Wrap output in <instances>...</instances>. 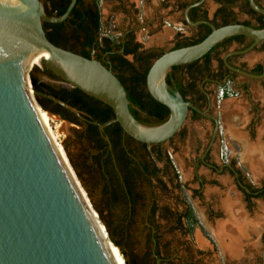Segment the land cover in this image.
Wrapping results in <instances>:
<instances>
[{"label": "water", "instance_id": "95a60500", "mask_svg": "<svg viewBox=\"0 0 264 264\" xmlns=\"http://www.w3.org/2000/svg\"><path fill=\"white\" fill-rule=\"evenodd\" d=\"M204 1L189 6L185 16L190 8ZM11 3L15 9L0 6V264H114L80 203L83 200L76 187L75 172L63 146L61 150L73 172L72 187L62 172L56 144L27 100L31 89L28 72L32 67L28 63L29 54L37 50L47 52V58L40 64L59 77L62 84L77 88L111 108L114 118L99 124L100 132L117 123L135 141L157 145L166 143L180 131L189 109L204 114L167 84L169 71L200 60L224 39L243 36L252 41L250 47L227 53L223 60L234 72L260 79L264 74L235 69L227 63V57L256 48L264 41V29L238 23L214 27L200 22L211 26V32L202 41L167 51L151 64L146 89L153 100L168 109L169 118L158 126H144L132 116L126 92L110 69L98 60L58 47L46 37L43 24L65 21L76 0H71L60 17H48L39 0ZM248 4L253 12L264 17V8L255 0H248ZM186 20L191 26L199 24L191 23L187 16ZM31 92L35 98L37 94L32 89ZM43 96L83 120L76 109L52 96ZM91 211L97 216L92 208ZM110 244L121 255L119 248L111 241ZM153 255L155 264H160L154 247ZM261 260L264 264V246Z\"/></svg>", "mask_w": 264, "mask_h": 264}, {"label": "trees", "instance_id": "16d2710c", "mask_svg": "<svg viewBox=\"0 0 264 264\" xmlns=\"http://www.w3.org/2000/svg\"><path fill=\"white\" fill-rule=\"evenodd\" d=\"M218 1L232 5L239 0ZM244 1L246 13L255 21V25H251L248 21L245 25L254 29H264V17L249 8L248 0ZM69 3L70 0H63L62 5L58 8L45 6L44 11L48 17H60L66 11ZM76 6L75 4L69 17L62 23L43 24L48 40L58 47L87 59L98 60L110 69L122 84L129 102V110L138 123L144 126H158L166 122L169 118L168 109L153 100L146 89L147 72L153 61L164 52L152 55L145 51H139L140 44L133 43V36L130 35L124 42H122V38L112 39L109 36H102L101 16L96 6L86 9H79ZM232 23H235L233 19L226 21L224 25ZM208 34L194 41L187 39L180 41L172 50L197 44ZM238 37L245 38L235 36L224 39L200 60L179 67L186 68L188 71L194 69V72H197L198 68L203 65L200 63L201 60L204 58L208 60V56L214 49L223 46L228 40ZM177 68L173 67L170 70L166 76V82L169 86H174L175 90L184 98L186 94L180 83L173 81L171 76V72ZM35 70H38V75L35 74ZM28 78L31 89L37 94L35 99L43 111L57 115L61 120L78 127L73 129L75 133L73 149L67 139L63 140L62 146L71 167L105 226L109 240L119 248L121 257L124 259L123 264H155L156 258L151 249L153 242L158 239V235L152 234L151 225L156 224L158 219L139 211L149 203L146 196H152L155 185L153 181H161L164 178L160 172L163 171L167 175L168 173L165 172L167 169L175 170L168 154L161 150L159 144L147 145L135 141L125 134L117 123L110 124L100 132L98 125L114 118L111 108L77 88L62 84V80L45 67L32 66L28 72ZM43 95L52 96L76 109L83 120ZM105 138L109 140V143ZM174 178H178V174H175ZM145 185L149 192L143 189ZM92 213L95 216L93 211ZM185 220L188 226L182 234L189 235L193 225L198 224L190 207L185 214ZM166 222L171 225V233H177L180 229L182 231L179 218L170 217L166 219ZM175 222L177 225H173ZM139 223L143 225L146 232L148 248L143 256L135 253L133 248L134 229ZM107 243L112 251L120 255L108 240ZM155 254L161 260L160 264H163L164 259L159 252L155 251ZM178 260L180 264L187 262V258L180 257Z\"/></svg>", "mask_w": 264, "mask_h": 264}, {"label": "rangeland", "instance_id": "374dc122", "mask_svg": "<svg viewBox=\"0 0 264 264\" xmlns=\"http://www.w3.org/2000/svg\"><path fill=\"white\" fill-rule=\"evenodd\" d=\"M261 7L264 8V0H257ZM206 6L209 15L213 13L217 5L212 0H207ZM142 10V9H141ZM231 11L239 20L250 21L255 25V21L249 15H245L239 7V1L231 6ZM101 35H107L112 39H118L127 29L128 24L121 22V17L118 14L111 16L110 11L101 9ZM146 10L142 11V13ZM154 29V27H153ZM149 30L135 31V38L141 42L145 48L152 45L163 48L164 52L169 51L172 46V38L175 30L172 27L165 26L163 30L149 35ZM129 59H131L129 57ZM264 59V48L258 51L247 53L245 60L247 67H252L256 60ZM37 68H42L41 64H33ZM38 75V70L34 71ZM242 82L240 78L237 80ZM214 91L213 110L214 114L219 119V134L216 142V150H214L215 160L220 162L217 149L223 153V156L233 160L245 174L247 180L255 187L264 188V84L263 82L249 81L248 94L241 90L238 97H226L222 103H217V95L220 89L209 86ZM28 101L31 103L29 96ZM33 102L37 106L36 99L32 96ZM34 107V106H33ZM40 107V106H39ZM42 109V108H40ZM34 110L41 121L42 125L48 131V134L56 144L62 165L70 178L73 176L66 166L65 160L61 156V146L63 140L67 139L73 149L75 141V133L73 129L78 128L67 121L61 120L57 115L50 114L43 110L34 107ZM185 127L188 131L186 143L179 145L177 151L172 152L168 144H165L167 150L171 153V160L175 168L180 174V180L189 185V187H197V184L192 182L191 174L192 167L189 165V147L191 141H194V158L201 155L205 147V134L211 130L208 121L201 119L199 121L185 122ZM74 152V150H73ZM64 156V155H63ZM255 166V167H254ZM74 171V170H73ZM199 174L206 176V185L202 191L201 202L194 200L191 204L193 214L195 215L198 224L193 225L189 235H183L180 232L171 233L170 229H166L167 224L163 220L158 219L156 224L160 227L158 233L159 254L164 259L163 264H180L178 258H187V253L184 251L183 243L188 242L189 246L194 250L192 253L197 255L198 264H262L261 252L264 246V194L261 198L252 199L249 204L244 203L242 196L237 192L233 180L227 175L217 176L210 173L202 166L197 170ZM76 176V174H75ZM80 185V191L83 193L86 211L91 216L96 227L99 228L106 246H110V242L103 223L101 222L98 213L94 209L87 192L83 185ZM215 181L217 184L210 185V181ZM76 181V183H77ZM177 193V191H175ZM87 197V198H86ZM88 199V200H87ZM97 200V198L95 197ZM89 201V202H88ZM97 213L93 215L91 208ZM219 208L218 215H212L206 212L208 204ZM231 205V211L235 218L239 217L246 223L245 236L240 240V251L238 256H229L219 247L214 236V230L219 223L225 222L227 215L225 213L224 204ZM187 224V223H186ZM188 226V225H187ZM146 232L142 224H138L134 229V252L139 256L145 255L147 252ZM107 237V239H106ZM110 250V249H109ZM119 259V263L123 264L122 257L114 252Z\"/></svg>", "mask_w": 264, "mask_h": 264}, {"label": "flooded vegetation", "instance_id": "af4514ba", "mask_svg": "<svg viewBox=\"0 0 264 264\" xmlns=\"http://www.w3.org/2000/svg\"><path fill=\"white\" fill-rule=\"evenodd\" d=\"M39 1L42 3L43 8L45 6H49V8L50 6L53 8H58L60 5H62L61 3L63 0H52V2H49V0ZM199 1L200 0H76V7L79 9H86L96 6L99 12L101 9L105 8L110 11L111 16L118 14V16L121 17V22L128 24L127 29L120 36V38H122V42L128 39L127 36H133V43H138L141 46L138 50L145 51L152 55L164 52L163 48L154 45L145 48L141 42L136 40V30L140 29L141 31H146L148 29V33L151 35L163 30L165 26L172 27L175 32L172 38V46L169 49L170 51L180 41H185L186 39L188 41H194L210 33V25L214 27H220L224 25L226 21H230L232 19L238 24L245 25L247 22V20H239L231 11V6L233 4L228 5L218 0H212L217 5V7L213 13L209 15V11L206 6L207 0H205L200 5L192 7L187 11V19L191 23H199L196 26H191L186 20L185 10L189 6ZM255 1L258 5H260L257 0ZM239 7L245 15H248L246 13L244 0H239ZM144 10H146V12L142 13ZM200 22H208L210 25ZM250 24L253 25L252 23ZM251 44L252 41L246 37L230 39L225 42L223 46L214 49L208 56V60L205 58L201 60L200 63L203 65L198 68L197 72H194V69H190L188 71L186 68L179 66L176 70L171 72L173 81L175 80L177 83H180L182 90L186 94L184 96V100L190 102L193 106L204 113L201 114L189 109L185 122L190 121L191 123H194V121L204 119L209 122L211 130H208L205 134L206 143L200 156L194 158V141H191L189 144V156L193 157L189 158L188 160L189 165L192 167L191 179L193 184L194 182L197 184V187H189L187 183L182 182L180 180L181 176L179 172L173 165L175 168L174 171L167 169V171H165L168 173L167 175L161 171L160 175L162 174L164 178H162L161 181H153L155 185L153 184L154 189L152 196H146V200L148 199L149 203L145 208L140 209V213L153 216L157 219L163 220L164 222H166V219L170 217L174 219L179 218L181 220L182 231L180 229L177 232H185L187 230L185 214L188 208L190 207L192 209L191 204H194V200L196 199L197 202L202 204L201 195L207 180L204 174H199L197 172L201 166L205 168L210 173V175H227L230 177L235 184L237 192L242 196V200L246 204H249L252 199L261 198L263 196L264 188H257L253 186L233 160L224 157L223 153L220 152V149H217L216 152L221 160L220 162H217L213 153L214 150H216L215 146L219 134V119L214 114V91L213 89H210L209 86L217 89V92L218 89H220V91L222 90L221 95L220 91L217 95V103L220 104L226 97H238L241 90H244V92L248 94L247 90L249 89V81L263 82L264 84V77L260 79H253L242 76L228 68L223 60V56H225L227 53L243 51L250 47ZM260 48H264V41L252 51H258ZM246 54L247 53L232 54L227 57V63L235 69L242 70L253 75L264 74V59L256 60L252 64V67L249 68L247 67L245 60H243V57ZM239 78L243 81H237ZM170 87L175 92L179 93L177 90H175L174 86ZM185 122L180 131L176 133L169 141L164 144H159L161 150L168 154L170 160L171 153L167 150L165 144H168L172 152H175L178 150L179 145H184L186 143L188 131L185 127ZM175 174H178V178H174ZM209 184L213 186L217 183L211 180ZM143 189H145L146 192H149L146 185ZM175 191H177V193ZM213 205L216 204H208L206 212L212 215H218L220 209L215 208V206L213 207ZM222 208L224 207L222 206ZM176 222L173 223V225H177ZM166 224V229H170L171 225L167 222ZM159 230L160 227L157 224L151 225V232L153 235H158ZM183 245L184 251L187 253L186 264H198L199 260L197 259V255L192 253L194 250L189 246L188 242L183 243ZM153 247L154 252H159L158 239L153 242L151 249L152 254Z\"/></svg>", "mask_w": 264, "mask_h": 264}, {"label": "bare ground", "instance_id": "6f19581e", "mask_svg": "<svg viewBox=\"0 0 264 264\" xmlns=\"http://www.w3.org/2000/svg\"><path fill=\"white\" fill-rule=\"evenodd\" d=\"M11 2H12V0H0V6H2V7H8L9 6V8L11 7L13 9H15V6H13V3H11ZM47 56H48L47 52L42 51V50H37V51L32 52V53L29 54L28 63H29L30 66H32L34 64L33 62H36V63L40 64V62L42 60L46 59ZM28 89H30V87H28ZM27 95H29L30 100H31V103L29 101L28 102L32 106H34L37 109H39L37 106H35V104H34V102L32 100L31 89H30V91L28 90ZM39 110H41V109H39ZM61 156L65 160L66 166L68 167V169L70 170V172H71V174L73 176V172L71 171V168L68 165L66 158L63 156V153L61 154ZM61 168H62V172H63L66 180L68 181V183H70V182L72 183L73 179L68 176V174L66 173L65 168L63 167V165L61 166ZM71 183H70V186L72 187V184L74 185L75 183H72V184ZM76 187H78L77 183H76ZM78 192L80 194L81 199L83 200V203H82V201L80 203H81L83 209L85 210L89 220L91 221V223H92V225H93V227L95 229V232L97 233L101 243L103 244L104 248L108 252L109 256L111 257V259L113 261V263L114 264H120L118 256L114 253V251L111 250L110 247L108 248L106 246L99 228L95 226L91 216L87 213V211L85 209L86 206H85L84 198H83L84 195L82 196L83 193L80 191L79 187H78ZM223 207H224L225 213L227 215L226 216L227 219H226L225 222L219 223L216 226V228L214 230V236L216 238V241H217L219 247H221L223 252H225L226 254H229V256H232V257L233 256H238V254H240L239 253V251H240L239 250L240 249V245H239L240 244V240L242 238H244V236H245V228L246 227H244V225H246V223H244V221L240 217L238 219V218H235L233 216L230 204L226 203Z\"/></svg>", "mask_w": 264, "mask_h": 264}, {"label": "built area", "instance_id": "2783aa9c", "mask_svg": "<svg viewBox=\"0 0 264 264\" xmlns=\"http://www.w3.org/2000/svg\"><path fill=\"white\" fill-rule=\"evenodd\" d=\"M221 93H222V90L220 91V95H221Z\"/></svg>", "mask_w": 264, "mask_h": 264}]
</instances>
